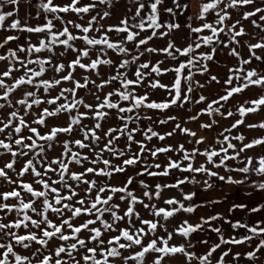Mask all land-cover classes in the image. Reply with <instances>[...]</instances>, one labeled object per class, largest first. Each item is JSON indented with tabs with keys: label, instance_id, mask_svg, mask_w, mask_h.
Segmentation results:
<instances>
[{
	"label": "snow or ice",
	"instance_id": "snow-or-ice-1",
	"mask_svg": "<svg viewBox=\"0 0 264 264\" xmlns=\"http://www.w3.org/2000/svg\"><path fill=\"white\" fill-rule=\"evenodd\" d=\"M225 185L264 193V0H0V264H264Z\"/></svg>",
	"mask_w": 264,
	"mask_h": 264
},
{
	"label": "rangeland",
	"instance_id": "rangeland-1",
	"mask_svg": "<svg viewBox=\"0 0 264 264\" xmlns=\"http://www.w3.org/2000/svg\"><path fill=\"white\" fill-rule=\"evenodd\" d=\"M252 119H256V118H252ZM251 122V120L249 121ZM254 133H249V135H252ZM244 191L245 189L242 188H237L236 186H230V185H225L224 188L221 190H213L210 193H206V194H202V195H208V196H217V195H221L223 193H229L230 198L231 199H240V200H245L249 202V199H251L250 197H246L244 196ZM262 193H260L259 195L254 194L253 196V201L255 200H260V199H264L261 196ZM227 205H222L221 206V210L226 209Z\"/></svg>",
	"mask_w": 264,
	"mask_h": 264
},
{
	"label": "crops",
	"instance_id": "crops-1",
	"mask_svg": "<svg viewBox=\"0 0 264 264\" xmlns=\"http://www.w3.org/2000/svg\"><path fill=\"white\" fill-rule=\"evenodd\" d=\"M197 2V0H193V3L195 4ZM36 21H32V23H35ZM257 195V194H256ZM254 196V195H253ZM253 196L250 197L251 199H249V202L253 201ZM261 196L264 198V193L261 194Z\"/></svg>",
	"mask_w": 264,
	"mask_h": 264
}]
</instances>
